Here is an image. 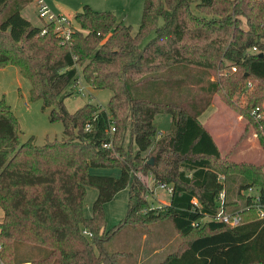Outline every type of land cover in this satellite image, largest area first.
<instances>
[{
  "label": "trees",
  "instance_id": "trees-1",
  "mask_svg": "<svg viewBox=\"0 0 264 264\" xmlns=\"http://www.w3.org/2000/svg\"><path fill=\"white\" fill-rule=\"evenodd\" d=\"M30 2L0 0V68L16 66L30 83L31 98L43 108L53 105L49 118L62 122L65 137L20 142L17 119L0 98L1 261L116 264L125 252L107 243L118 232L168 219L184 238L200 232L155 264H264V217L257 209L264 208V163L222 154L199 120L209 98L189 111L130 90L159 82L173 67H196L205 73L200 89L248 118L264 152V0H143L134 33L113 12L84 5L73 16L78 26L68 41L53 24L33 25L23 16ZM78 68L88 85L112 91L107 109L85 103L66 110L63 97L74 93ZM237 92L245 95L243 106L233 98ZM158 113L171 115L166 132L154 125ZM90 166L121 172L92 175ZM139 171L172 187L167 205L148 206ZM88 186L98 194L85 217ZM127 186V214L108 229L103 205ZM220 208L238 222L218 220ZM20 246L45 255L19 259Z\"/></svg>",
  "mask_w": 264,
  "mask_h": 264
},
{
  "label": "rangeland",
  "instance_id": "rangeland-1",
  "mask_svg": "<svg viewBox=\"0 0 264 264\" xmlns=\"http://www.w3.org/2000/svg\"><path fill=\"white\" fill-rule=\"evenodd\" d=\"M51 12L68 20L73 27L77 23L73 16L89 5L98 11H111L118 21L130 25L134 33L142 18L143 0H45ZM25 15L34 25H40L41 19L37 15L36 2L31 0L24 9ZM161 23V20L159 21ZM151 33L142 44L151 39ZM205 73L192 66H176L165 70L159 82L140 85H131V94L134 97H146L165 102H179L189 111L194 105H201L209 98V104L199 115L201 123L213 135L222 154H228L236 161H252L264 163V152L259 146L258 139L253 132L250 120L239 111L229 107L218 94H206L200 89L205 86ZM112 94L109 89H96L88 85L78 68V83L71 95L63 97L66 110L73 113L85 103H93L102 109H107V103ZM244 93H235L237 104L243 106ZM0 98L10 105L15 115L20 133V142L33 138L36 145H42L46 140L62 139L65 137L61 121H51L50 107L43 108L41 100H33L30 96V83L23 77L16 66L6 65L0 68ZM218 111V112H217ZM154 125L158 132H166L171 125L169 113H158L154 117ZM121 169L114 167L90 166L89 173L99 176L118 177ZM137 177L147 186L145 198L149 207L162 208L169 203L170 193L157 186L152 175L142 172ZM245 193H249L246 191ZM98 194L97 189L86 187L83 214L90 217L91 206ZM129 186L118 191L114 197L103 205L106 228H112L125 218L128 210ZM3 210L0 207V220ZM200 231L196 230L193 235ZM190 237L180 236L168 219L150 223L148 226L128 227L117 233L107 247L115 251L125 252L116 264H155L162 261L178 246L183 247ZM16 250L19 259H39L44 251L27 246ZM3 262L0 259V264ZM4 264V263H3Z\"/></svg>",
  "mask_w": 264,
  "mask_h": 264
},
{
  "label": "built area",
  "instance_id": "built-area-1",
  "mask_svg": "<svg viewBox=\"0 0 264 264\" xmlns=\"http://www.w3.org/2000/svg\"><path fill=\"white\" fill-rule=\"evenodd\" d=\"M36 2V7H37V15L41 19L42 22L44 23H51L53 24V29L57 33V35L63 40V41H68L70 38V34L72 32V25L71 23L59 16L54 15L51 10L49 9L48 5L46 4L45 0H34ZM46 29H42V33H45ZM235 70V68H233ZM247 87H251V83H247ZM89 128V124H87L86 129ZM115 128L113 125H110L107 133L109 135L113 134V131ZM107 146V145H105ZM157 186L160 188L165 189L168 193L172 192V187L170 185H166L164 183H157ZM251 191V188L249 189ZM220 198H223V193L220 194ZM256 200H258V197H255ZM258 205V206H257ZM257 209L260 212V216L264 217V208H262L259 204H257ZM218 220H222L225 222H230L232 225H235L239 217L236 216H230V215H225L223 213L222 208L218 211V214L216 216ZM3 264V263H2Z\"/></svg>",
  "mask_w": 264,
  "mask_h": 264
},
{
  "label": "crops",
  "instance_id": "crops-1",
  "mask_svg": "<svg viewBox=\"0 0 264 264\" xmlns=\"http://www.w3.org/2000/svg\"><path fill=\"white\" fill-rule=\"evenodd\" d=\"M24 17H26L25 15H23ZM27 18V17H26ZM28 20H29V18H27ZM30 22H31V20H29ZM32 23V22H31ZM33 24V23H32ZM41 24H42V21H41ZM40 24V25H41ZM34 25V24H33ZM37 26H39V25H37ZM218 112V111H217ZM213 136V135H212ZM214 138V137H213Z\"/></svg>",
  "mask_w": 264,
  "mask_h": 264
},
{
  "label": "water",
  "instance_id": "water-1",
  "mask_svg": "<svg viewBox=\"0 0 264 264\" xmlns=\"http://www.w3.org/2000/svg\"><path fill=\"white\" fill-rule=\"evenodd\" d=\"M150 164L153 163V157L148 161Z\"/></svg>",
  "mask_w": 264,
  "mask_h": 264
}]
</instances>
